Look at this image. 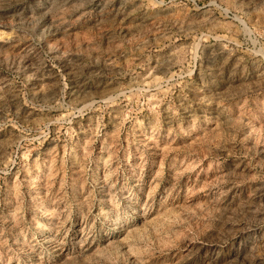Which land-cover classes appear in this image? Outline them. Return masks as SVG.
Wrapping results in <instances>:
<instances>
[{
  "label": "rangeland",
  "instance_id": "1",
  "mask_svg": "<svg viewBox=\"0 0 264 264\" xmlns=\"http://www.w3.org/2000/svg\"><path fill=\"white\" fill-rule=\"evenodd\" d=\"M0 264H264V0H0Z\"/></svg>",
  "mask_w": 264,
  "mask_h": 264
}]
</instances>
